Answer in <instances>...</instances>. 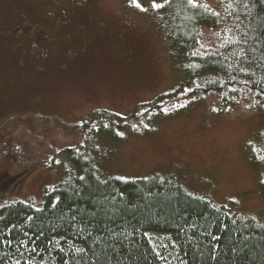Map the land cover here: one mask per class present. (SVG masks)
I'll list each match as a JSON object with an SVG mask.
<instances>
[{"label": "rangeland", "instance_id": "374dc122", "mask_svg": "<svg viewBox=\"0 0 264 264\" xmlns=\"http://www.w3.org/2000/svg\"><path fill=\"white\" fill-rule=\"evenodd\" d=\"M138 2L144 11L120 0H0V204L43 207L46 189L74 173L71 157H85L104 178H170L264 224V110L248 98L178 103L137 134L83 132L91 112L128 117L173 92L190 68L152 0ZM223 39L202 30L200 43ZM74 148L83 150L67 157ZM147 237L163 264L176 262L172 236Z\"/></svg>", "mask_w": 264, "mask_h": 264}, {"label": "trees", "instance_id": "16d2710c", "mask_svg": "<svg viewBox=\"0 0 264 264\" xmlns=\"http://www.w3.org/2000/svg\"><path fill=\"white\" fill-rule=\"evenodd\" d=\"M227 2L226 12L188 0L158 9L174 54L190 68L173 92L138 105L128 117L91 112L83 132H144L153 116L208 94L226 106L248 98L264 110V0ZM202 30L229 39L206 48ZM70 163L74 173L46 189L43 207L0 204V264H163L149 233L176 240L174 264H264V224L254 218L197 197L170 178H104L85 157Z\"/></svg>", "mask_w": 264, "mask_h": 264}, {"label": "snow or ice", "instance_id": "6c2138e0", "mask_svg": "<svg viewBox=\"0 0 264 264\" xmlns=\"http://www.w3.org/2000/svg\"><path fill=\"white\" fill-rule=\"evenodd\" d=\"M130 3H131L134 7L140 9L141 11H144V10H145L144 7L141 5V3L138 2V0H130ZM167 3H169V0H163V4H161V3H157L156 0H152L151 8H152L153 10L160 9V8H162V7H163L165 4H167ZM188 3H189L190 5H192L193 7H196V6H197L196 3H195V0H188ZM105 127H107V125H105ZM118 134H119V133H118ZM121 135H122V134H121ZM253 151H255V149H253ZM257 159H262V158L258 156ZM260 183L264 184V180H261Z\"/></svg>", "mask_w": 264, "mask_h": 264}]
</instances>
